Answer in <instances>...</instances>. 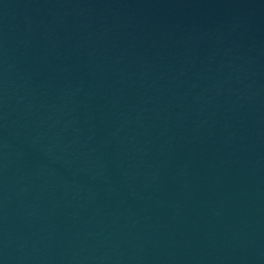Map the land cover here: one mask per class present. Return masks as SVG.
I'll list each match as a JSON object with an SVG mask.
<instances>
[{
  "label": "water",
  "instance_id": "water-1",
  "mask_svg": "<svg viewBox=\"0 0 264 264\" xmlns=\"http://www.w3.org/2000/svg\"><path fill=\"white\" fill-rule=\"evenodd\" d=\"M0 264H264V0H0Z\"/></svg>",
  "mask_w": 264,
  "mask_h": 264
}]
</instances>
